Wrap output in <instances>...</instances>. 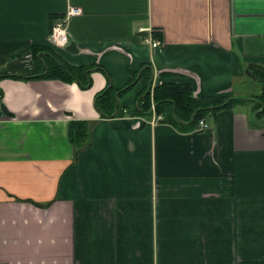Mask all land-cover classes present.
<instances>
[{"label": "crops", "instance_id": "0c3cea01", "mask_svg": "<svg viewBox=\"0 0 264 264\" xmlns=\"http://www.w3.org/2000/svg\"><path fill=\"white\" fill-rule=\"evenodd\" d=\"M34 47L89 67L91 89L36 77ZM261 69L264 0H0V77H34L0 80V264H264ZM134 77L101 117L95 97ZM163 85L247 101L187 130L157 113ZM75 122L89 124L82 151Z\"/></svg>", "mask_w": 264, "mask_h": 264}, {"label": "trees", "instance_id": "16d2710c", "mask_svg": "<svg viewBox=\"0 0 264 264\" xmlns=\"http://www.w3.org/2000/svg\"><path fill=\"white\" fill-rule=\"evenodd\" d=\"M47 53V56L45 55ZM35 65L37 67V75L39 79L59 80L66 84H77L82 90H89L92 87V70L89 67L74 68L68 64L59 61L48 49L42 47H34L32 49ZM49 57V58H48ZM42 68L43 70L39 69ZM97 70L103 71L101 68ZM39 71V72H38ZM259 78L264 83V70L257 72ZM2 79H14L28 81L34 77L22 76H1ZM137 81L134 77L126 87L117 90L113 86L107 87L95 97V108L103 118H114L117 114L119 99L130 91ZM3 94L0 90V117L9 113L2 104ZM154 100L156 103L157 113L165 117L166 122L187 123V130L194 129L199 121L209 113H215L220 110L230 109L237 102L247 101L243 99H221L207 98L196 99L193 97L191 87L187 85H163L154 91ZM140 105L142 113H147L150 109V94L143 97ZM249 101V100H248ZM251 102L256 103L255 117L257 122H264V88L260 96L255 97ZM71 142L73 147L82 151L88 148L90 144L89 124L82 122L72 123L70 126Z\"/></svg>", "mask_w": 264, "mask_h": 264}, {"label": "built area", "instance_id": "2783aa9c", "mask_svg": "<svg viewBox=\"0 0 264 264\" xmlns=\"http://www.w3.org/2000/svg\"><path fill=\"white\" fill-rule=\"evenodd\" d=\"M81 14L79 8L70 7L63 19H57L53 22L50 34V42L55 48H64L68 44L67 29L71 18ZM140 32H146L145 29H140ZM151 33V31H149ZM148 43H151L153 48H160L161 42L154 41L151 36L146 40ZM152 111L155 112L154 106ZM162 117H154L151 123H157L162 121ZM207 127L206 121L204 119L199 121V130Z\"/></svg>", "mask_w": 264, "mask_h": 264}, {"label": "water", "instance_id": "95a60500", "mask_svg": "<svg viewBox=\"0 0 264 264\" xmlns=\"http://www.w3.org/2000/svg\"><path fill=\"white\" fill-rule=\"evenodd\" d=\"M138 79H140V76L138 77ZM151 84H152V81H151L150 84H149V89H148V91H147V94H149L150 91H151Z\"/></svg>", "mask_w": 264, "mask_h": 264}]
</instances>
